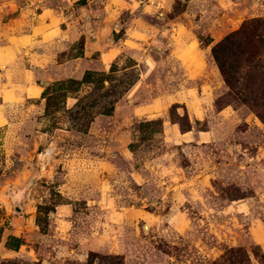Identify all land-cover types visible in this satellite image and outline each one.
I'll return each instance as SVG.
<instances>
[{"label": "rangeland", "instance_id": "rangeland-1", "mask_svg": "<svg viewBox=\"0 0 264 264\" xmlns=\"http://www.w3.org/2000/svg\"><path fill=\"white\" fill-rule=\"evenodd\" d=\"M0 264H264V0H0Z\"/></svg>", "mask_w": 264, "mask_h": 264}, {"label": "trees", "instance_id": "trees-1", "mask_svg": "<svg viewBox=\"0 0 264 264\" xmlns=\"http://www.w3.org/2000/svg\"><path fill=\"white\" fill-rule=\"evenodd\" d=\"M238 34H239V36L241 35L239 32H237V33H233V34L230 35V36H227V37L225 38V42H227L228 44H231V43L233 42L234 38H235L236 36H238ZM223 44H224V43H223ZM250 51H253V50H250ZM221 68L223 69V73L225 74L227 80H228L229 82H231V77H232V76H231L230 72H229L228 70H226V68H225V61H223V64H221Z\"/></svg>", "mask_w": 264, "mask_h": 264}, {"label": "bare ground", "instance_id": "bare-ground-1", "mask_svg": "<svg viewBox=\"0 0 264 264\" xmlns=\"http://www.w3.org/2000/svg\"><path fill=\"white\" fill-rule=\"evenodd\" d=\"M32 88V87H31ZM34 95V94H33Z\"/></svg>", "mask_w": 264, "mask_h": 264}]
</instances>
